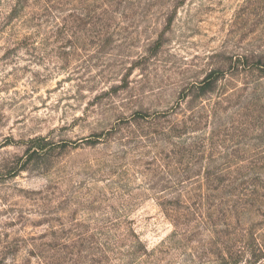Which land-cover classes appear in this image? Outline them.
<instances>
[{
	"label": "rangeland",
	"instance_id": "obj_1",
	"mask_svg": "<svg viewBox=\"0 0 264 264\" xmlns=\"http://www.w3.org/2000/svg\"><path fill=\"white\" fill-rule=\"evenodd\" d=\"M0 264H264V0H0Z\"/></svg>",
	"mask_w": 264,
	"mask_h": 264
}]
</instances>
